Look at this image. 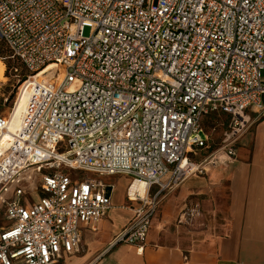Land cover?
<instances>
[{"label": "built area", "instance_id": "built-area-1", "mask_svg": "<svg viewBox=\"0 0 264 264\" xmlns=\"http://www.w3.org/2000/svg\"><path fill=\"white\" fill-rule=\"evenodd\" d=\"M0 43L22 79L18 98L28 96L0 155L10 222L0 264L78 253L83 228L112 208L95 176L132 179L127 200L137 205L119 242L141 251L159 196L207 173L204 163H233L248 109L264 111V0H0ZM213 114L230 117L222 154L196 164L189 156L209 148ZM9 121L0 116V136ZM134 182L146 195L130 192ZM32 187L41 197L27 205Z\"/></svg>", "mask_w": 264, "mask_h": 264}, {"label": "crops", "instance_id": "crops-1", "mask_svg": "<svg viewBox=\"0 0 264 264\" xmlns=\"http://www.w3.org/2000/svg\"><path fill=\"white\" fill-rule=\"evenodd\" d=\"M22 93L11 116L17 120L28 101ZM247 113L251 126L235 144L236 160L161 194L141 251L119 242L137 205L127 200L131 178L95 176L107 186L112 208L83 228L80 251L64 255L63 264H264V111ZM32 188L37 202L41 192Z\"/></svg>", "mask_w": 264, "mask_h": 264}, {"label": "rangeland", "instance_id": "rangeland-1", "mask_svg": "<svg viewBox=\"0 0 264 264\" xmlns=\"http://www.w3.org/2000/svg\"><path fill=\"white\" fill-rule=\"evenodd\" d=\"M85 37H89L91 35V29L90 28H85L83 32ZM7 53L4 51L3 45L0 43V56H6ZM0 61L4 64L5 66V71H4V80H0V116L3 117H10L13 115L15 112L14 109L17 104L18 100V94H19V87L22 83V79L20 77H14L10 73V66H11V61H2L0 58ZM25 71H23V74ZM263 78H264V73H263ZM228 121L226 116H219L217 114H213L206 118L204 121V129L209 137V142H208V149H202L198 150L196 152V155H190V159L195 162L196 164H201L204 163V161L207 159H212V156L216 157L219 154H222L221 149L224 147V138H225V133L228 131ZM4 132H2L0 139L2 138ZM204 166H207L208 169H211L210 165L208 163H204ZM61 171H63L66 174H74L71 170H69L66 167H62ZM199 174V173H198ZM194 176V175H193ZM192 177V176H191ZM32 179V180H31ZM35 178H30V179H25V184L24 186L29 185L31 182L35 181ZM117 180V179H116ZM132 183V179L130 180ZM125 184V182H123ZM16 185L12 187L11 192L13 193L16 189ZM33 188L28 192H26V195L23 197V201L25 204L31 203L33 201V194L32 191ZM31 193V195L29 194ZM4 211L2 209V205L0 204V226H7L10 224L6 219L3 218ZM63 264V261L61 262Z\"/></svg>", "mask_w": 264, "mask_h": 264}, {"label": "bare ground", "instance_id": "bare-ground-1", "mask_svg": "<svg viewBox=\"0 0 264 264\" xmlns=\"http://www.w3.org/2000/svg\"><path fill=\"white\" fill-rule=\"evenodd\" d=\"M4 71H5V66L0 61V80L2 79L4 80ZM24 90L25 89H23L22 91L23 93H24ZM16 112H17V109H16ZM22 119H23L22 116L20 117L19 120H17L16 118H11L9 122L8 130L3 133L2 138L0 139V155H1V152H5L10 146V143L14 135L17 133V131L19 130L21 126ZM130 192L132 194L138 192L140 195L144 196L147 193V186L146 184L142 182H134Z\"/></svg>", "mask_w": 264, "mask_h": 264}, {"label": "trees", "instance_id": "trees-1", "mask_svg": "<svg viewBox=\"0 0 264 264\" xmlns=\"http://www.w3.org/2000/svg\"><path fill=\"white\" fill-rule=\"evenodd\" d=\"M3 45V44H2ZM3 48H4V51H6V53H7V49L4 47V45H3ZM0 58L1 59H3L4 58V56H0ZM230 129V124H228V130ZM227 133V132H226ZM226 133H225V135H226Z\"/></svg>", "mask_w": 264, "mask_h": 264}]
</instances>
